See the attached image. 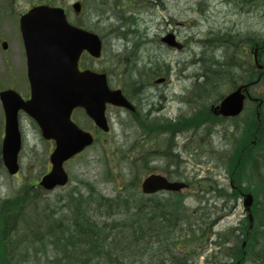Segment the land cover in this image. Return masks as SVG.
I'll return each mask as SVG.
<instances>
[{
  "label": "rangeland",
  "instance_id": "obj_1",
  "mask_svg": "<svg viewBox=\"0 0 264 264\" xmlns=\"http://www.w3.org/2000/svg\"><path fill=\"white\" fill-rule=\"evenodd\" d=\"M71 1L72 0H69V2ZM95 1L100 0H90L92 12H98V10L93 7L94 4H97ZM203 1H206L209 7L202 5L200 11L195 13L194 10L199 8L198 2L204 3L201 0H161L163 5L160 4V8H157V4L150 6L148 2L145 4L140 0H128L127 4L130 5L128 7H126L127 4H125V6L123 5L125 1H123V4L119 5V12L125 16H128L132 12V14L137 17V22L139 21V25L141 26L138 33H129L131 41H134L133 37H136L137 35L139 38V35H141L146 29L147 34L149 35V37L142 39V45H140L139 49H134V55L130 58L135 59V62L137 63L140 62L139 66L145 64L149 60L154 62L160 59L162 62L169 63L171 65V70L168 75L171 78L169 88L172 91H177L182 94L185 91L181 88L184 86V88L186 87L187 89H190L191 85H193L196 80V76L199 75L197 73H201V65H199L198 62L208 48V46L203 47L201 42L196 44L197 39H207L216 34V32L217 36H222L229 32L233 35L242 33L246 34L245 36H259L264 38V0H251L247 3L242 2V0H229L228 2L227 0ZM156 2H159V0H154V3ZM104 5L107 9V12L105 11V13L108 16L116 10L112 2H104ZM100 7H102V5H100ZM203 15H209L210 22L198 20L200 22H195L194 25H192L194 17L197 16L200 19ZM88 16L89 14L86 12L84 18L86 19ZM162 16H164L165 19H163ZM90 21L87 19L86 23H90ZM122 21L123 19L119 16V31L121 33H123V29L127 28V26L122 27L120 25ZM115 23L116 19L111 15V19H105L100 28L97 30L105 36L107 43L105 42L106 53L103 57V61L96 63L95 67L108 70L111 74L114 73L116 76L118 71L121 73L124 68L130 66L120 60L118 61V58L120 59L126 57V52H130L132 46L130 47V44H128L129 48L126 50L127 43L122 37V34H119L118 36L117 32L112 31L111 35H108L111 24L117 28L118 22L116 24ZM8 24L13 27L15 26L12 22H9ZM128 29H133V27L129 26ZM168 32H174L178 36L179 40L186 45V48L183 51L170 50L161 43L160 37L166 35ZM10 34H12V32H10ZM12 48L13 51H17L15 43ZM2 49L3 48L0 46V87L6 85L4 87L6 88L8 85L11 86V83L13 84L14 82H19V80L14 78L11 80V78L17 75H23L24 68L17 66L9 67V65L7 67L6 60L7 58L9 59L10 56L12 57L14 53L12 50L4 53ZM210 54L217 55V57L221 60L226 57H230L231 55V53L226 52L223 47H216V45L211 46L208 55ZM196 61L198 62L196 63ZM151 65L152 63L149 66ZM184 66L186 67L185 71L183 70ZM181 73H184L190 82H188V80L181 81ZM176 76H179V79H175ZM20 81H22V79ZM137 81L141 82L142 79L140 80V78H138ZM119 82L122 83V79L121 81H118L115 77L113 78V83L116 84ZM152 83L154 84V82ZM179 86L180 88L176 89ZM210 87L211 86L209 85L201 87L200 93L196 97L199 103H202V98L209 94ZM262 87L264 90V82L262 83ZM164 90V86L142 89V92L139 95V98L144 105V108L141 109L142 113L147 114L149 109L153 107H157L158 109L162 108L163 104L166 103L165 100L161 98V93L155 98L153 92H164ZM220 90L223 94H226L228 92V84L222 85ZM167 94L169 95V92H167ZM215 97L218 98V94L207 97L206 101L203 102L205 107L214 103ZM192 105L195 104L192 103ZM183 110L186 111L187 107ZM179 113H181V110H172V116H176ZM190 113L191 111L189 109V114ZM110 115L113 120V131L111 134L107 136L102 135V138L99 139L93 147L70 161V164H68L67 169L71 178L70 183H68L65 187H58L54 190L43 191L42 197L51 205L54 211H58L62 204L65 203L61 200V197L76 187L82 189L83 192L86 193L87 185H93L99 193L110 197H115L119 194L124 196H134L141 192V181L143 178H141L140 182H138L137 190L129 189V186H126L125 189H128L125 190L124 185L126 182L131 181L133 175L136 174V169L133 170L132 167V158L137 157V153L140 150H152L156 147V143L152 144L151 142L154 138L146 139L141 128L136 126L135 123H132V116L128 112L123 111V113H120L118 110L112 109L110 111ZM152 115L155 114L152 113ZM241 118H243V116ZM2 119L3 108L0 102V131ZM256 121L261 123L264 122V119H257ZM84 122L86 124V121ZM90 125L91 124H87L85 129L93 130L94 127ZM217 129L219 130L221 139L215 133L211 137L207 138L205 133L201 132L200 137L196 140L195 144V147L199 148V152L194 155L184 152L183 157L185 162L181 163L180 169V171L184 173V179L193 180V182L197 184L198 180L213 178L221 187L227 186L230 183L227 169L223 168V164L221 162H217L216 158L212 157L210 153L211 148H215V152L226 150L227 145L223 134L226 130L227 133L231 132L233 128L229 125V123H225L218 125ZM1 135L2 132H0V140L2 141ZM148 140H150V142H148ZM184 140L185 139L179 137V144L182 145ZM260 140H263V138H260ZM228 141L229 140H227V144ZM251 143H253V141ZM263 145L264 143H262V146ZM49 148L50 146L42 140L41 135L34 128H30L24 132L23 149L20 156L21 171L17 178L10 176L5 168L0 169V200L14 196L16 190L20 189L21 186L25 183L33 181L36 182V180H38V178H40L47 171L46 167L49 165V157L51 153ZM135 151L136 154L134 155ZM115 153H117V155H115ZM165 164L166 160L164 158H160L155 155L151 156L149 165L146 162H142V165L157 167L154 171L150 170L151 173H163L164 171L160 168H163ZM231 183L234 184V181L232 180ZM237 185L239 186V184ZM243 186H245V184H243ZM237 188L238 187L236 186L235 189ZM240 191L242 190L237 189L238 193ZM195 192V187L193 191L188 190V192H186L187 200L185 205L188 207V210H195L194 215H197L199 213L198 207L203 208L204 212L208 213L210 216L207 219L208 222L212 220L215 221L217 217L225 215L224 219L212 222L210 225L212 231L214 233H229L236 236L241 234L239 227L246 226L247 218V213L243 206L242 196L238 199H234L231 195L230 199L225 197L222 201H218V199L222 198L214 197L211 194L207 195L206 201L200 203L199 200L194 198ZM223 201H227V204L230 207L229 209L226 210L225 207H222ZM234 205V212H230V210L233 211ZM175 210L176 213H178L175 216L185 217L182 212H178L177 209ZM119 212V218L124 220V208H121ZM61 213H68L67 206L62 208ZM185 221L186 223H200L201 219L192 217L185 219ZM183 226L186 228L188 225L185 224ZM195 227L196 226L193 224L192 228ZM199 227H203V225H199ZM237 227L238 230L234 232L233 229ZM159 232L163 238H157L158 254L153 255V257L158 256L159 254L168 256V254L165 253L166 249L169 251L168 253H172L179 258L189 256L187 247H181L179 245L164 246L167 236L165 235L164 229L161 228ZM174 235L176 240L180 239L182 241H186V238H188L185 233L182 236L178 233H175ZM216 238L217 235L212 234L208 244L206 241H203L201 245L204 248L202 250L203 252L200 253L201 256L199 259L198 257L193 258L189 264H222L221 262H231L232 260L230 258H222V256H225L224 253H226L231 244L226 243L223 245H217L211 243L216 240ZM245 241H248L247 236L245 237ZM120 242L121 241H119V243ZM185 244L191 246L190 250L192 252L195 250V247L199 244V242L191 239L190 242ZM246 244V242L241 241L240 246L242 245L244 248ZM246 253L249 257V261H247L246 264H256L252 263L253 259L251 256L253 255V251H248ZM44 255V251H39V253L35 255L38 256V258L36 259L32 256L28 264H50L47 263L43 257ZM119 256H121V262H119V264H154L152 261L153 257H151L150 260H147L146 263L140 261L135 262L134 260H137L135 256H139V254L127 251L126 248H119ZM256 256H258V253H256ZM214 259L216 260L214 261Z\"/></svg>",
  "mask_w": 264,
  "mask_h": 264
},
{
  "label": "trees",
  "instance_id": "obj_2",
  "mask_svg": "<svg viewBox=\"0 0 264 264\" xmlns=\"http://www.w3.org/2000/svg\"><path fill=\"white\" fill-rule=\"evenodd\" d=\"M256 120L250 117L239 143L223 164L237 189L255 196L253 212L258 227L247 239L249 246L260 249L264 246L261 242L264 234L259 233L264 226V122ZM136 183L137 178H134L124 187L136 189ZM86 189L84 193L76 187L62 196L65 203L58 211L42 197V189L32 187L31 183L21 186L14 196L0 200V264H26V261L28 264L32 256L38 258L35 255L39 251L45 252L43 257L50 264H119V248L136 252L139 256H135L137 260L134 261L146 263L157 248L151 238L154 232L160 235L162 225L158 222H167V238L177 226L176 210L168 213L151 209L147 200L130 195L105 197L93 185H87ZM216 191L218 195L228 194L229 189L216 188ZM238 194L234 191L232 196ZM66 206L68 213H61ZM121 208H124V220L119 218ZM154 220L157 224L153 225ZM172 242L176 244L177 241ZM157 257L161 264H187L185 258ZM244 258L235 256L236 262ZM262 258L264 256H253L259 262Z\"/></svg>",
  "mask_w": 264,
  "mask_h": 264
},
{
  "label": "water",
  "instance_id": "obj_3",
  "mask_svg": "<svg viewBox=\"0 0 264 264\" xmlns=\"http://www.w3.org/2000/svg\"><path fill=\"white\" fill-rule=\"evenodd\" d=\"M22 31L29 58L33 97L26 102L21 99V102L11 96L13 91L2 93L1 98L7 108L3 160L10 173L18 171L21 133L17 114L22 107L40 122L46 138L57 141L51 156L53 169L41 181L46 189H53L68 181L63 163L94 140L90 133L71 122L73 108L85 106L97 123L104 127V106L107 101L128 104L119 92L108 90L105 75L79 71L80 54L88 50L99 56L101 42L96 36L71 27L62 9H33L22 18ZM243 99L240 90L232 93L222 103L221 113L238 115L243 108ZM105 130L108 129L105 127ZM174 185L161 176L151 175L144 181L143 189L145 192H154L161 188L174 189ZM252 203L253 197L248 195L245 205L250 207Z\"/></svg>",
  "mask_w": 264,
  "mask_h": 264
},
{
  "label": "flooded vegetation",
  "instance_id": "obj_4",
  "mask_svg": "<svg viewBox=\"0 0 264 264\" xmlns=\"http://www.w3.org/2000/svg\"><path fill=\"white\" fill-rule=\"evenodd\" d=\"M99 2L102 7L96 6V4L93 5V7L98 10V12H92L90 0H72V5H68V0H0V46L3 48V45H7V49H2L4 53L10 52L12 50L14 43L17 46V51H13L14 55L7 58L6 64L7 67L10 66H17V67H23L25 68L26 73L24 74V78L19 84L12 85L10 88L15 89L19 92V94L22 96L23 99L27 100L31 96V89L30 84L27 76V57L25 53V48L23 44V38L20 30V21L24 14H26L29 10L41 6V5H47L50 7H60L63 6L66 9L68 19L71 23L74 25H77L79 27H83L86 29H99L102 25L103 21L105 19H111L110 16H108L105 11L107 12V9L105 8L104 2H113L116 4V10L113 12L112 16L116 19V23L118 24L117 28L111 24V27L109 29L108 35H111L112 31L117 32L119 36V0H100ZM74 3H80L81 4V11L80 13L75 12L73 9ZM94 3V2H93ZM88 5V8L85 9V5ZM103 11V12H101ZM87 12L89 14L90 23H85L84 14ZM74 15V17H73ZM96 16V17H95ZM95 17V18H94ZM9 22H12L15 26L8 24ZM115 23V24H116ZM6 26V27H5ZM115 28V30H114ZM12 32V34H10ZM10 46V48H9ZM260 51V49H259ZM85 57L90 58L87 53H85ZM263 60L261 59V62ZM264 62V61H263ZM262 62V63H263ZM12 63V64H11ZM264 64V63H263ZM142 82L136 83V92L134 93L135 97L138 100L139 105H143L141 99L139 98V95L142 92ZM144 88L145 85L143 84ZM196 96V94H192L190 92L186 93L187 101L189 98H192ZM248 107L253 106L255 109L257 108V105H259L258 98L255 96H251L248 99ZM120 112L122 110L119 107L114 108ZM83 112L82 109H77L74 111V117L77 113ZM255 112L258 114V110L256 109ZM121 113V112H120ZM132 114V113H131ZM20 125L25 130L24 121L29 120V124L34 127L35 129H38V126L36 123L25 113L20 112ZM230 119V118H229ZM54 143L51 142V146L53 147Z\"/></svg>",
  "mask_w": 264,
  "mask_h": 264
},
{
  "label": "bare ground",
  "instance_id": "obj_5",
  "mask_svg": "<svg viewBox=\"0 0 264 264\" xmlns=\"http://www.w3.org/2000/svg\"><path fill=\"white\" fill-rule=\"evenodd\" d=\"M165 68L163 67L162 68V70H164ZM141 72H140V76H141V78H142V83L145 85V87L146 88H151L152 86V84H151V79H155V78H157V77H161V78H167V76L169 75V72H167V71H159V70H153V69H149V68H144V67H142L141 68V70H140ZM181 75H183L185 78H187L186 77V75L183 73H181ZM180 76V75H179ZM179 76H176L175 77V79H179ZM188 79V78H187ZM143 84H142V87L144 88V86H143ZM180 88V86L178 87V88H176V89H179ZM185 91H187V89L186 88H183ZM188 91L190 92V93H192V94H198L199 93V90L196 88V87H194V86H192L191 85V87H190V89H188ZM161 93V98L162 99H167L168 98V94L167 93H165V92H159V91H155V92H153V94H154V96H155V98H156V96L158 95V94H160ZM151 95V94H150ZM194 96V95H193ZM182 99H183V95L182 94H179V93H177V92H173L172 93V97H171V100H172V102L174 103V104H179L180 102H182ZM200 106H201V103H199V104H195V105H192L191 107H190V110L194 113V114H197L198 113V111H199V109H200ZM195 118H197V120H199L200 118H201V116H193V115H190L188 118H187V120H193V119H195Z\"/></svg>",
  "mask_w": 264,
  "mask_h": 264
}]
</instances>
